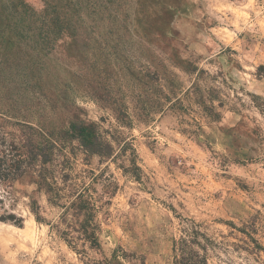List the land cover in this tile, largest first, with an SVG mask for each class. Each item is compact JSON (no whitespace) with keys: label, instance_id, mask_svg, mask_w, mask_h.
Listing matches in <instances>:
<instances>
[{"label":"rangeland","instance_id":"374dc122","mask_svg":"<svg viewBox=\"0 0 264 264\" xmlns=\"http://www.w3.org/2000/svg\"><path fill=\"white\" fill-rule=\"evenodd\" d=\"M136 1H127L131 29L117 45L118 58L110 59V76L86 75L80 89L64 48L53 55L54 64L71 72H62L72 81L70 104L112 144V156H89L67 138L54 143L45 173L59 190V206L31 177L0 185V215L23 219L22 226L0 222V264H173L172 241L182 236L184 221L200 225L212 241L207 264H264V0H146L160 28L147 36L137 27ZM175 57L203 72L175 68ZM127 63L142 76L157 73L160 86L173 79L181 106L160 100L163 113L143 122L135 96L143 89L154 99L161 94L145 77L136 87ZM93 87L102 96L124 93L131 128L93 97ZM70 115L45 111L43 129L56 138ZM17 121L0 115L6 139L19 137ZM196 129V136L184 132ZM126 141L134 151H123ZM78 196L94 206L95 246L79 233L81 219L71 208ZM30 201L44 222L35 221Z\"/></svg>","mask_w":264,"mask_h":264},{"label":"trees","instance_id":"16d2710c","mask_svg":"<svg viewBox=\"0 0 264 264\" xmlns=\"http://www.w3.org/2000/svg\"><path fill=\"white\" fill-rule=\"evenodd\" d=\"M40 1L41 6L36 8L28 0H0V115L18 120L15 125L19 127L17 138L6 139L7 134L0 131V185L8 186L23 177H31L34 185L47 196V201L59 206V190L55 189L54 180L47 178L45 173L46 167L53 161L54 143L66 138L75 140L85 154L98 158H110L113 147L94 123L80 118V108L70 104L72 81L63 77L62 72L69 75L71 72L54 64L53 55L57 48H64L63 59L73 61L79 71V75L71 76H77L73 81H78L80 89L86 75H91V81H98L102 72L110 76L106 73L112 63L110 59L114 61L118 58L117 45L126 41L125 35L131 29V7L128 0ZM136 4V23L144 36L160 30L147 13V1L137 0ZM120 31L123 32L122 37L119 36ZM107 46L114 51L111 55L102 50ZM125 66L136 87L144 86L145 81L151 82L161 94L156 100L153 91L149 93L143 89L135 96L143 122L153 121L152 114L163 113L160 100L171 103V109L181 106L176 95L179 84L173 79L166 78V85L160 86L161 79L157 73L142 76L128 63ZM173 66L186 73L203 72L178 57H175ZM91 90L98 102L111 108L120 125L131 128L132 119L124 103V93L102 96L96 87ZM202 106L205 114L218 118L211 108ZM47 110L52 114L56 110L71 112L67 125L59 129L56 138L54 133L45 131L41 123ZM184 132L196 136L198 129ZM126 148L134 151L127 141L123 143V151ZM135 169L138 168L135 166ZM29 208L37 223L44 222L35 201H30ZM71 208L80 216L81 237L95 246L97 225L94 206L83 196H78L71 203ZM0 222L22 226L23 219L14 213H6L0 215ZM184 222L182 236L172 241L173 264H207L206 248L212 241L200 225L193 221ZM60 237L71 247L66 232H60Z\"/></svg>","mask_w":264,"mask_h":264}]
</instances>
